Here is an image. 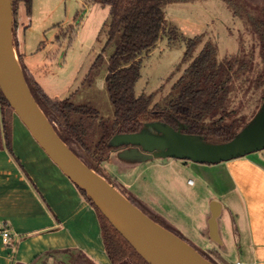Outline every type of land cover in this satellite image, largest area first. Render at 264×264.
<instances>
[{
  "label": "rangeland",
  "instance_id": "obj_1",
  "mask_svg": "<svg viewBox=\"0 0 264 264\" xmlns=\"http://www.w3.org/2000/svg\"><path fill=\"white\" fill-rule=\"evenodd\" d=\"M109 10L93 0H32L28 15L25 1H21L14 18V48L16 56L20 52L26 65L41 66L42 70L36 72L37 78L49 96L56 100L70 99L78 106H91L98 111L101 121L110 126L114 123V106L106 77L115 45L109 43L106 26ZM165 12L179 36L174 41L164 37L144 59L136 96L155 94L152 107L163 105L191 63L183 61L184 40L200 36L195 57L210 42L218 47L221 60L238 56L252 62V68L235 79L228 100V109L236 111L233 119L251 121L264 104V61L259 39L246 13L236 16L224 0H176L167 5ZM259 83L262 85L257 87ZM8 114L9 121L12 118L21 121L11 110ZM253 154L264 156V151ZM120 155V149H116L104 168L109 180L126 196L137 197L165 219L176 235L213 263L240 264L236 228L238 232L245 212L238 195L218 198L213 197L209 188H188L187 180L196 181L199 175L195 167L201 164L171 158L129 161ZM212 197L222 201L225 207L230 206L232 211L231 215L224 209L218 218L222 244L210 240L209 236L212 208L209 198ZM46 256L49 258L50 253ZM58 257L53 264H84L83 260H87L77 250H71L69 259ZM126 263L137 264L131 260Z\"/></svg>",
  "mask_w": 264,
  "mask_h": 264
},
{
  "label": "trees",
  "instance_id": "obj_2",
  "mask_svg": "<svg viewBox=\"0 0 264 264\" xmlns=\"http://www.w3.org/2000/svg\"><path fill=\"white\" fill-rule=\"evenodd\" d=\"M21 1H25L28 15L31 13L32 0H14V18L18 15ZM175 1L93 0L110 9L106 26L109 43L115 45L106 77L108 93L114 106V123L110 126L101 121L98 111L91 106H78L70 99L60 101L51 98L29 73L22 57L18 55L33 97L60 138L88 167L112 184L114 183L109 180L104 164L116 150L110 144L116 135L138 133L147 123L161 122L175 129L182 126L185 134L201 136L209 143L221 144L231 141L250 122L233 119L236 111L228 109V100L235 79L252 68V62L238 56L221 60L218 47L210 42L195 57V51L201 43L200 36L184 40L186 52L183 61L191 63L173 85L163 105L152 107L155 94L136 96L135 88L141 78L144 59L164 37L174 41L179 36L177 28L169 23L165 12L167 5ZM224 1L236 16L246 13L247 21L259 39L264 61V0ZM250 8L255 14L249 11ZM261 85L259 83L257 87ZM0 105L3 132L12 153L8 112L14 111L1 91ZM115 187L126 196L116 185ZM79 190L97 211L106 253L111 263L127 264L126 261L131 260L137 264H148L106 220L86 193ZM126 197L154 221L173 232L165 219L137 197ZM83 261L88 264L87 260Z\"/></svg>",
  "mask_w": 264,
  "mask_h": 264
},
{
  "label": "crops",
  "instance_id": "obj_3",
  "mask_svg": "<svg viewBox=\"0 0 264 264\" xmlns=\"http://www.w3.org/2000/svg\"><path fill=\"white\" fill-rule=\"evenodd\" d=\"M22 61L46 92L36 74L42 70L41 66H28L23 58ZM2 121L0 264H53L56 256L63 260L71 258V250H77L93 264H112L106 253L97 211L16 118L11 121V153ZM196 166L199 176L194 183L187 180L188 188L203 190V186L212 191L213 197L236 194L241 200L245 213L238 232L236 228L239 263L264 264V156L251 154L221 165ZM213 197L209 201L221 203V216L224 209L232 215L230 206L225 207ZM5 233L8 234L6 242ZM48 253H52L49 258L39 259Z\"/></svg>",
  "mask_w": 264,
  "mask_h": 264
},
{
  "label": "water",
  "instance_id": "obj_4",
  "mask_svg": "<svg viewBox=\"0 0 264 264\" xmlns=\"http://www.w3.org/2000/svg\"><path fill=\"white\" fill-rule=\"evenodd\" d=\"M14 0H0V91L6 101L59 169L94 203L95 207L148 264H162L144 240H156L191 264H215L174 232L135 206L114 184L88 167L60 138L39 107L25 79L14 48ZM165 123L145 124L142 131L116 135L111 146L120 156L145 162L155 158L216 165L264 151V104L249 124L231 141L213 144L185 134ZM209 236L222 244L218 218L222 205L212 202Z\"/></svg>",
  "mask_w": 264,
  "mask_h": 264
},
{
  "label": "bare ground",
  "instance_id": "obj_5",
  "mask_svg": "<svg viewBox=\"0 0 264 264\" xmlns=\"http://www.w3.org/2000/svg\"><path fill=\"white\" fill-rule=\"evenodd\" d=\"M150 253L162 264H191L182 257L170 252L167 248L160 245L156 240H144Z\"/></svg>",
  "mask_w": 264,
  "mask_h": 264
},
{
  "label": "built area",
  "instance_id": "obj_6",
  "mask_svg": "<svg viewBox=\"0 0 264 264\" xmlns=\"http://www.w3.org/2000/svg\"><path fill=\"white\" fill-rule=\"evenodd\" d=\"M191 183H194V182L191 181ZM4 240H5V242L8 240V234L7 233L4 234Z\"/></svg>",
  "mask_w": 264,
  "mask_h": 264
}]
</instances>
